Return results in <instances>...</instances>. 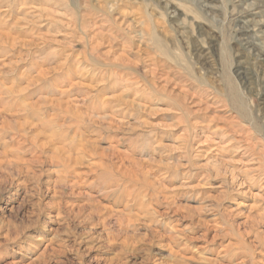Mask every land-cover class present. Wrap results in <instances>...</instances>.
<instances>
[{
    "label": "rangeland",
    "instance_id": "rangeland-1",
    "mask_svg": "<svg viewBox=\"0 0 264 264\" xmlns=\"http://www.w3.org/2000/svg\"><path fill=\"white\" fill-rule=\"evenodd\" d=\"M0 29V264H264V0H0Z\"/></svg>",
    "mask_w": 264,
    "mask_h": 264
},
{
    "label": "bare ground",
    "instance_id": "bare-ground-1",
    "mask_svg": "<svg viewBox=\"0 0 264 264\" xmlns=\"http://www.w3.org/2000/svg\"><path fill=\"white\" fill-rule=\"evenodd\" d=\"M1 26H2V25H1ZM2 27H4V26H2ZM5 29H6V28H5ZM6 31H7V30H6ZM0 37H5V39L8 40V42L11 43V47H13V48H15V46L19 45V44L16 42V39L19 40L18 37L15 38L13 35H11V33H10V34L7 33V32L5 33V32L2 31L1 29H0ZM2 39H4V38H2ZM25 40H26V39H25ZM22 41H23V40H22ZM3 42H4V41H3ZM22 44H23L25 47H30V45H32V44H30V43L28 42V40H27V42H26V41H23V42L21 43V45H22ZM23 45H22V46H23ZM38 46H39V45H38ZM34 49H35V48H34ZM28 58H29V57H28ZM4 67H5V66H4ZM5 68H6V67H5ZM3 71H4V70H3ZM71 71H72V70H71ZM76 71H79V70H76ZM76 71H75V72H76ZM47 74H48V73H47ZM75 75H76V74H75ZM39 77H40V78H44V76H39ZM71 77H72V76H71ZM78 77H79V76H78ZM37 78H38V77H37ZM77 79H78V78H77ZM30 80H31V79H30ZM33 80H36V79H33ZM67 81H68V79H67ZM69 81H70V80H69ZM38 82H39V80H38ZM36 83H37V82H36ZM59 83H60V82H59ZM62 83H63V82H62ZM62 83H60L61 86H62ZM64 83H65V82H64ZM64 83H63V85H64ZM68 83H69V82H68ZM70 83H71V82H70ZM80 83H81V82H80ZM28 85H29V83H28ZM56 85H58V83H57ZM67 85H68V84H66V87H67ZM79 85H80V84H79ZM29 86H30V85H29ZM70 86H71V85H70ZM77 86H78V85H77ZM80 86H81V85H80ZM68 87H69V86H68ZM71 87H72V86H71ZM73 87H74V86H73ZM83 87H84V86H83ZM86 87H87V86H86ZM69 88H70V87H69ZM79 89L82 90V88H79ZM89 89H90V88H89ZM102 89H103V88H102ZM24 90H25V89H24ZM59 90H60V89H59ZM74 90H75V89H73V91H74ZM81 90H80V92H81ZM83 90H84V89H83ZM83 90H82V91H83ZM11 91H12V90H11ZM11 91H10V92H11ZM26 91H27V90H26ZM26 91H25V92H26ZM61 91H63V90H61ZM65 91H66V89H65ZM65 91H64V92H65ZM86 91H87V90H86ZM0 92H1V91H0ZM16 92H18V91H16ZM23 92H24V91H23ZM25 92H24V93H25ZM57 92H58V90H57ZM64 92H63V95H64ZM83 92H84V91H83ZM7 93H8V92H7ZM7 93H5V94H7ZM12 93H13V92H12ZM12 93H11V94L8 93L9 96H11ZM19 93H20V90H19ZM55 93H56V92H55ZM66 93H67V91H66ZM68 93H69V92H68ZM2 94H3V92L1 93V96H2ZM15 94H16V93H15ZM20 94H21V93H20ZM70 94H71V93H70ZM88 94H89V91H88ZM88 94H87V95H88ZM18 95H19V94H18ZM21 95H22V94H21ZM58 95H59V94H58ZM58 95H57V97H58ZM73 95H74V94H73ZM73 95H72V96H73ZM3 96H4V95H3ZM9 96H6V97L9 98ZM26 96H27V95H26ZM30 96H31V95H30ZM59 96H60V95H59ZM75 96H76V95H75ZM116 96H120V95H116ZM116 96H115V97H116ZM11 97H12V96H11ZM18 97H19V96H18ZM27 97H28V96H27ZM27 97H26V98H27ZM63 97H64V96H63ZM68 97H69V94H68L67 98H68ZM124 97H125V96H124ZM124 97H123V99H124ZM24 98H25V97H24ZM26 98H25V99H26ZM29 98H31V97H29ZM39 98H40V97H39ZM106 98H107V97H106ZM5 99H6V98H5ZM12 99H13V98H12ZM17 99H18V98H17ZM25 99H24V100H25ZM51 99H52V98H49V100H51ZM59 99H60V97H59ZM114 99H115V98H114ZM114 99H113V100H114ZM117 99H118V98H117ZM28 100H29V99H28ZM31 100H32V99H31ZM61 100H62V102H63V99H61ZM69 100H70V98H69ZM73 100H74V99H73ZM115 100H116V99H115ZM120 100H121V99H120ZM147 100H148V99H147ZM4 101H5V100H4ZM29 101H30V100H29ZM45 101H46V98H45ZM51 101H52L53 105L56 103V106L60 109V110H58V111H61L62 108H64V107L66 108V106H67V105H66V106H63L64 102L61 103L59 100H51ZM110 101H111V100H109V102H110ZM124 101H127V100L124 99ZM22 102H24V101H22ZM49 102H50V101H49ZM74 102H75V101H74ZM103 102H104V101H103ZM105 102H107V101H105ZM25 103H28V104H29V102H25ZM35 103H36V102H35ZM71 103H72V102H71ZM71 103H70V104H71ZM101 103H102V101H101ZM101 103H99V104H101ZM112 103H113V102H112ZM117 103H118V102H116V104H117ZM125 103H126V102H125ZM13 104H14V103H13ZM30 104H31V103H30ZM40 104H41V103H40ZM49 104H50V103H49ZM65 104H66V103H65ZM99 104H98V106H99ZM102 104H103L102 106H104V103H102ZM105 104H106V103H105ZM120 104H121V103H120ZM128 104H129V103H128ZM1 105H2V103H1ZM23 105H24V104H23ZM25 105H26V104H25ZM25 105H24V106H25ZM38 105H39V102L37 103V107H38ZM45 105H46V104H45ZM72 105H73V104H72ZM108 105H109V104H108ZM122 105H123V103H122ZM7 106H8V105H7ZM14 106H15V104H14ZM20 106H21V105H20ZM30 106H31V105H30ZM46 106H47V105H46ZM48 106H49V105H48ZM48 106H47V107H48ZM56 106H55V108H56ZM106 106H107V104H106ZM5 107H6V106H5ZM21 107H22V106H21ZM31 107H32V106H31ZM110 107H111V106H110ZM110 107H109V108H110ZM127 107H129V106H127ZM26 108H27V107H26ZM48 108H49V107H48ZM53 108H54V107H53ZM73 108H74V107H73ZM73 108H72V110H73V112H74V109H75V108H74V109H73ZM103 108H104V107H103ZM107 108H108V107H107ZM111 108H114V107H111ZM119 108H120V107H119ZM121 108H122V107H121ZM12 109H15V108L12 107ZM33 109H34V108H33ZM67 109H68V108H66L65 110H67ZM70 109H71V108H70ZM92 109H95V108H92ZM105 109H106V107H105ZM105 109H104V110H105ZM124 109H125V108H124ZM24 110H26V109H24ZM31 110H32V108H31ZM38 110H39V109L37 108V111H38ZM50 110H51V109H50ZM56 110H57V109H56ZM62 110H64V109H62ZM114 110H115V109H114ZM15 111H16V110H15ZM18 111H19V110H18ZM47 111H49V109H48ZM47 111H46V113H47ZM52 111H53V110H52ZM124 111H125V110H124ZM11 112H12V111H11ZM23 112H24V111H23ZM29 112H30V111H29ZM33 112H34V111H33ZM35 112H36V111H35ZM41 112L43 113L44 111L41 110ZM49 112H50V111H49ZM49 112H48V113H49ZM68 112H70V111H68ZM71 112H72V111H71ZM76 112H77V111H76ZM93 112H95V111L93 110ZM96 112H99V111L96 110ZM118 112H119V110H118ZM31 113H32V112H31ZM37 113H38V112H37ZM39 113H40V111H39ZM52 113H53V112H52ZM60 113H64V114H65V112H60ZM80 113H81V112H80ZM3 114H4L3 111L0 110V122L3 120V121H2V124H3V125H6V124H8V121H7V119L4 118ZM8 114H9V113H8ZM11 114H12V113H11ZM33 114H34L33 116L31 115L32 120L37 119V120H39V121L42 122V120L39 119L40 117L36 116L35 113H33ZM55 114H57V113L55 112ZM67 114H68V113H67ZM67 114H66V115H67ZM92 114H93V113H92ZM95 114H96V113H95ZM41 115H44V114H41ZM52 115H54V114H52ZM52 115H51V116H52ZM66 115H65V116H66ZM74 115H75V113H74ZM81 115H82V114H81ZM97 115H98V114H97ZM97 115H96V116H97ZM124 115H125V114H124ZM17 116H18V115H17ZM46 116H47V118H48L49 115L46 114ZM69 116H70V114H69ZM72 116H73V115L70 116L71 119L76 117V116H75V117H72ZM77 116H78V118L80 117V115H77ZM90 116H91V115H89V117H90ZM92 116H94V115H92ZM102 116H103V114H102ZM122 116H123V115H122ZM125 116H126V115H125ZM125 116H124V117H125ZM43 117H44V116H43ZM43 117H42V118H43ZM56 117L59 118L60 116H58V115L55 116V115H54V117H50V118H51V119L53 118V120H54ZM81 117H83V116H81ZM105 117H106V116H105ZM105 117H104V118H105ZM109 117H111V116H109ZM112 117H114V116H112ZM126 117H127V116H126ZM15 118H16V117H15ZM18 118H19V117H18ZM20 118H21V117H20ZM22 118H23V117H22ZM58 118H57V119H58ZM65 118H66V117H65ZM65 118H64V119H65ZM99 118H100V117H99ZM84 119H85V117H84ZM95 119H96V117H95ZM12 120H13V118H12ZM22 120H24V118H23ZM47 120H49V119H47ZM60 120H61V119H60ZM72 120H73V119H72ZM72 120H71V121H72ZM75 120H76V118L74 119V121H75ZM88 120H89V118H88ZM91 120H93V118H92ZM91 120H90V121H91ZM100 120L102 121V117L100 118ZM103 120L106 121L105 119H103ZM107 120H108V119H107ZM109 120H110V118H109ZM10 121H11V119H10ZM16 121H18V120L15 119V123H16ZM27 121H28V119H27ZM30 121H31V120H30ZM43 121L46 122L45 120H43ZM61 121H62V120H61ZM64 121H65V120H64ZM79 121H80L79 119L76 120L77 124L79 123ZM96 121H97V119H96ZM113 121H115V119H113ZM11 122H12V121H11ZM19 122H20V120H19L17 123H19ZM21 122H22V121H21ZM54 122H55V121H54ZM54 122H52L51 120H49V122L47 121V122L45 123V125H47V127H48V124H50V123H54ZM83 122H84V121L82 120V123L80 122V124L83 125ZM86 122H87V121H86ZM107 122H108V121H107ZM13 123H14V121H13ZM17 123H16V125H19V124H20V123H19V124H17ZM38 123H39V122H38ZM38 123H37V124H38ZM55 123H56V122H55ZM55 123H54V124H55ZM74 123H75V122H74ZM74 123H73L72 125H74ZM90 123H92V121H91ZM90 123L88 122L87 125H89ZM108 123H109V122H108ZM0 124H1V123H0ZM29 124H30V123H29ZM54 124H53V126H54ZM75 124H76V123H75ZM93 124H94V123H93ZM97 124H98V123H97ZM110 124H111V123H109V126H110ZM16 125H14V126H16ZM31 125H33V124H31ZM31 125H30V130H31ZM43 125H44V124H42V126H43ZM51 125H52V124H51ZM51 125H50V126H51ZM57 125H58V124H57ZM61 125H62V124H61ZM61 125H60V126H61ZM64 125H65V124H64ZM78 125H79V124H78ZM78 125H77V126H78ZM87 125H85V127H87ZM91 125H92V124H91ZM9 126L12 127L11 124H9ZM9 126H8V127H9ZM21 126H22V125H21ZM36 126H37V125H36ZM42 126H41V128H42ZM58 126H59V125H58ZM60 126H59V127H60ZM62 126H63V125H62ZM62 126H61V128H62ZM74 126H75V125H74ZM104 126H105V125H104ZM112 126H113V124H112ZM114 126H115V125H114ZM11 127H9V128L12 129L13 127H12V128H11ZM19 127H20V126H19ZM19 127H18V128H19ZM24 127H25V123H24ZM43 127H44V126H43ZM47 127H46V128H47ZM51 127H52V126H51ZM51 127H50V129H51ZM69 127H70V126H69ZM75 127H76V126H75ZM78 127H80V126H78ZM83 127H84V126H83ZM83 127H82V129H83ZM88 127H89V126H88ZM88 127H87V129H90V128H88ZM90 127H91V126H90ZM92 127H93V126H92ZM107 127H108V126H107ZM116 127H117V126H116ZM15 128H16V127H15ZM20 128H21V127H20ZM33 128H34V127H32V129H33ZM39 128H40V126H39ZM39 128H38V129H39ZM72 128H73V126H72ZM94 128H95V127H94ZM104 128H105V127H104ZM119 128H120V127H117V129H119ZM1 129H2V128H1ZM59 129H60V128H59ZM65 129H66V128H65ZM69 129H70V128H69ZM84 129H85V128H84ZM84 129H83V130H84ZM108 129H109V128H108ZM25 130H27V129H24V132H26ZM36 130H37V129H36ZM52 130H53V128H52ZM57 130H58V129H57ZM63 130H64V129H63ZM71 130H72V129H71ZM71 130H70V132H71ZM75 130H76V129H75ZM4 131H5V130H4ZM21 131H22V130H21ZM31 131H32V130H31ZM43 131H44V130H43ZM53 131H54V130H53ZM58 131H59V130H58ZM60 131H61V129H60ZM60 131H59V132H60ZM93 131H94V130H93ZM24 132H23V133H24ZM33 132H35V131H33ZM63 132H64V131H63ZM75 132H76V131H75ZM79 132H80V134H81V129H80ZM86 132H88V130H86ZM91 132H92V131H91ZM91 132H89V133H91ZM14 133H15V132H14ZM20 133H22V132H20ZM23 133H22V134H23ZM35 133H36V132H35ZM38 133H39V132H37L36 135H38ZM42 133H44V132H42ZM42 133H39V135L42 134ZM53 133H54V132H53ZM53 133H52V134H53ZM56 133H57V132H56ZM60 133L62 134V132H60ZM52 134H50V135H52ZM63 134H64V133H63ZM72 134H73V133H72ZM75 134H76V133H75ZM77 134H78V133H77ZM83 134H84V132H83ZM1 135H2V132H0V136H1ZM14 135H15V134H14ZM25 135H26V134H25ZM39 135H38V136H39ZM43 135H44V134H43ZM43 135H41V136H43ZM48 135H49V134H48ZM50 135L47 136V138H44V139H48V138L51 139L52 136L50 137ZM54 135H55V134H54ZM56 135H57V134H56ZM56 135H55V137H56ZM66 135H69L68 132L66 133ZM21 136H23V135H21ZM44 136H45V135H44ZM72 136H73V135H72ZM77 136H78V135H76V137H77ZM84 136H85V138H86V135H85V134H84ZM87 136H88V135H87ZM6 137H7V136H6ZM25 137H26V136H25ZM34 137H35V139H37L36 136H34ZM62 137H63V135H62ZM66 137H67V136H66ZM68 137H69V136H68ZM70 137H71V135H70ZM74 137H75V136H74ZM79 137H81V135H80ZM26 138H27V137H26ZM41 138H42V137H41ZM41 138H40V139H41ZM53 138H54V136H53ZM59 138H60V137H59ZM59 138H58V139H59ZM63 138H64V137H63ZM61 139H62V138H61ZM75 139H76V138H75ZM75 139H73V140H75ZM79 139H80V138H79ZM0 140H1V138H0ZM42 140H43V139H42ZM48 140H49V139H48ZM71 140H72V138H71ZM71 140H69V141L71 142ZM85 140H87V138H86ZM88 140H89V139H88ZM26 141H27V140H26ZM30 141H31V140H30ZM34 141H35V140H34ZM37 141H38V139H37ZM37 141H36V143H37ZM56 141H57V140H55L54 143H56ZM60 141H61V140H60ZM81 141H82V140H80V143H81ZM207 141H208V140H207ZM44 142H45V141H43V143H44ZM205 142H206V141H205ZM33 143H35V142H33ZM33 143H32V144H33ZM36 143H35V144H36ZM39 143H41V141H39ZM46 143H47V141L45 142V144H46ZM49 143H50V142H49ZM59 143H60V142H59ZM63 143H64V142H63ZM72 143H73V141H72ZM74 143H75V142H74ZM74 143H73V144H74ZM16 144H17V142H16ZM18 144H19V143H18ZM18 144H17V145H18ZM35 144H34V146H35ZM45 144H44V146H45ZM51 144H52V143H51ZM73 144H72V145H73ZM82 144H83V143H82ZM82 144H81V145H82ZM91 144H92V143H91ZM17 145H16V146H17ZM48 145H49V144H48ZM56 145H57V144H56ZM69 145H70V144H69ZM69 145H67V147H68ZM79 145H80V144H79ZM14 146H15V145H14ZM23 146H24V145H23ZM32 146H33V145H32ZM59 146H60V144H59ZM62 146H63V145H62ZM73 146H74V145H73ZM73 146H71V147H73ZM95 146L97 147V145H95ZM1 147H4V146L1 145ZM48 147H52V146L49 145ZM54 147H56V146H54ZM63 147H65V146H63ZM63 147L61 148V146H60V147L55 151V154H56V152H57V153L60 152V155H61V153H62V155H64V157H65V160L68 159V160H69L68 162L71 163V162H72V159L74 158V156H76V155L79 153V150H78V148H77V149H73V152H72V153H68V151H66V149L63 148ZM79 147H80V146H79ZM82 147L84 148V146H82ZM85 147H86V146H85ZM96 147H95V150L97 149ZM14 148H15V147H14ZM20 148H21V147H20ZM35 148H36V147H35ZM40 148H43V146H40ZM80 148H81V147H80ZM80 148H79V149H80ZM86 148H87V147H86ZM18 149H19V148H18ZM45 149H47L46 146H45ZM69 149H71V148H69ZM69 149H68V150H69ZM13 150H14V149H13ZM22 150H23V149H22ZM52 150H53V149H52ZM37 151H38V150H37ZM48 151H49V148H48ZM50 151H51V149H50ZM84 151H85V149L83 150V153H84ZM96 151H97V150H96ZM99 151H100V149L98 150V152H99ZM101 151H102V150H101ZM123 151H124V150H123ZM40 152H41V151H40ZM53 152H54V151H53ZM70 152H71V151H70ZM5 153H6V152H5ZM5 153H4V154H5ZM25 153H26V152H25ZM41 153H42V152H41ZM49 153H50V152H49ZM83 153H82V154H83ZM85 153H86V152H85ZM87 153H88V152H87ZM87 153H86V154H87ZM102 153H103V152H102ZM204 153H206V152H204ZM0 154H1V153H0ZM47 154H48V153H47ZM51 154H52V153H51ZM51 154H50V156H51ZM53 154H54V153H53ZM73 154H75V155L73 156ZM79 154H80V153H79ZM62 155H61V156H62ZM101 155H103V154H101ZM104 155H105V154H104ZM50 156H49V157H50ZM78 156H79V155H77V157H78ZM8 157H9V156H8ZM17 158H18V157H17ZM50 158H51V157H50ZM52 158H54V162H55V160H56L55 158H56V157H55V156H52ZM59 158H60V157H59ZM14 160H15V159H14ZM18 160L20 161L19 158H18ZM57 160H58V159H57ZM57 160H56V162H57ZM118 160H119V159H118ZM194 160H195V159H194ZM16 161H17V160H16ZM19 161H18V162H19ZM80 161H81V160H80ZM82 161H83V160H82ZM12 162H13V161H12ZM12 162L10 161L9 163H12ZM18 162H17V163H18ZM20 162H22L21 164H23V163H24V160H23V161H20ZM68 162H67V164H68ZM73 162H74V160H73ZM75 162H76V161H75ZM75 162H74V165H75ZM215 162H216V161H215ZM223 162H224V161H223ZM225 162H226V161H225ZM240 162H241V161H240ZM13 163L15 164V162H13ZM17 163H16V164H17ZM35 163H37V162H35ZM77 163L80 164V163H82V162L77 161ZM213 163H214V162H213ZM213 163H212V164H213ZM27 164H28V163H27ZM52 164H53V163H52ZM65 164H66V163H65ZM79 164H78V165H79ZM125 164H126V163H125ZM210 164H211V163H210ZM217 164H218V163H217ZM223 164H224V163H223ZM223 164H222V165H223ZM225 164H226V163H225ZM231 164H232V163H231ZM233 164H234V163H233ZM57 165H58V164H57ZM122 165H124V164H122ZM143 165H144V164H143ZM227 165H228V164H227ZM55 166H56V164H55ZM60 166H61V165H60ZM60 166H59V167H60ZM126 166H127V165H126ZM135 166H136V165H135ZM202 166H203V165H202ZM212 166H213V165H212ZM218 166H219V165H218ZM244 166H245V165H244ZM72 167H73V166H72ZM203 167H204V166H203ZM206 167H207V166H206ZM210 167H211V166H210ZM227 167H228V166H227ZM227 167H226V169H227ZM201 168H202V167H201ZM207 168H208V167H207ZM207 168H205V169H207ZM218 168H219V167H218ZM233 168H234V167H233ZM214 169H215V167H214ZM222 169H224V168H222ZM222 169H221V172H223ZM8 170H10V169H8ZM63 170H64V169H63ZM208 170H209V169H208ZM212 170H213V169H212ZM242 170H243V169H242ZM12 171H13V170H12ZM71 171H72V170H71ZM216 171H217V170H216ZM218 171H219V169H218ZM218 171H217V173H218ZM226 171H227V170H226ZM228 171H229V170H228ZM231 171H234V170L231 169ZM231 171H230V172H231ZM126 172H127V171H126ZM148 172H149V171H148ZM210 172H211V171H210ZM213 172H214V171H213ZM221 172H220V173H221ZM224 172H225V171H224ZM230 172H229V173H230ZM239 172H240V171H239ZM244 172H245V171H244ZM247 172H248V171H247ZM75 173H76V172H75ZM75 173H74V176H75ZM149 173H151V172H149ZM229 173H228V174H229ZM231 173H233V176H232V177H234V173H235V172H231ZM243 174H244V173H243ZM243 174H242V175H243ZM223 175H224V174H223ZM230 175H231V174H230ZM17 176H18V174H17ZM225 176H226V175H225ZM236 176H237V175H236ZM243 176H244V175H243ZM243 176H241V177H243ZM222 177H224V176H222ZM239 177H240V176H239ZM252 177H253V176H252ZM245 179H246V178H245ZM251 179H252V178L249 176V181H251ZM255 179H256V178H255ZM255 179H254V180H255ZM254 180H253V181H254ZM10 181H11V180H10ZM55 181H56V180H55ZM235 181H236V180H235ZM247 181H248V176H247ZM70 182H71V181H70ZM232 182H233V181H232ZM254 182H255V181H254ZM60 183H61V182H60ZM187 183H188V182H187ZM234 183H235V182H234ZM240 183H241V182H240ZM253 184H254V183H253ZM200 185H201V184H200ZM250 185H251V184H250ZM54 186H56V185H54ZM59 186H60V185H59ZM195 186H197V185H195ZM195 186H194V187H195ZM61 187H62V186H61ZM197 187H198V186H197ZM201 187H202V186H201ZM51 188H52V187H51ZM56 188H57V187H56ZM191 188H192V187H191ZM207 188H208V187H207ZM164 189H165V188H164ZM184 189H185V188H184ZM48 190H49V189H48ZM170 191H171V190H170ZM244 194H245V193H244ZM227 196H228V195H227ZM166 198H167V197H166ZM168 198H169V197H168ZM204 198H205V197H204ZM205 199H206V198H205ZM185 208H187V207H185ZM187 209H188V208H187ZM122 212H123V211H122ZM178 213H179V212H178ZM238 213H239V212H238ZM261 214H262V213H261ZM108 215H109V214H108ZM224 216H225V215H224ZM240 216H241V215H240ZM248 216H249V215H248ZM248 216H247V217H248ZM263 216H264V215H263ZM263 216H262V215L260 216V217H261V221H263V220H262ZM250 218H251V217H250ZM250 218H249V219H250ZM254 220H255V219H254ZM257 220H258V219H257ZM251 221H252V218H251ZM251 221H250V222H251ZM246 222H247V221H246ZM250 222H249V223H250ZM256 222H257V221H256ZM253 223H255V222H253ZM261 224H262V223H261ZM259 225H260V223H259ZM126 228H127V227H126ZM131 228H132V227H131ZM259 228H260V227H259ZM177 229H178V228H177ZM174 230H175V228H174ZM181 230H182V229H181ZM259 231H260V230H259ZM159 232H160V231H159ZM159 232H158V234H159ZM160 234H161V233H160ZM165 236H166V235H165ZM217 236H218V235H217ZM217 236H216V237H217ZM161 237H163V236H161ZM213 237H215V236H213ZM157 239H158V238H157ZM258 239L260 240V242H261L262 244H264V238H262L260 235H258ZM207 241H208V240H207ZM156 243H157V242H156ZM158 244H159V243H158ZM169 244H170V243H169ZM170 246H171V245H170ZM172 246H173V245H172ZM171 249H172V248H171ZM221 249H222V248H221ZM224 250H225V249H224ZM169 252H170V251H169ZM175 252H176V250H175ZM251 253H252V252H251ZM253 256H254V255H253ZM183 257H184V256H183ZM247 257H248V256H247ZM246 260H247V259H246ZM246 260H245V262H246ZM194 261H195V260H194ZM197 261H198V260H197ZM211 261H212V260H211ZM242 261H243V259H242ZM210 263H211V262H210ZM165 264H166V263H165ZM168 264H169V263H168ZM214 264H215V263H214ZM251 264H252V263H251ZM254 264H256V263H254Z\"/></svg>",
    "mask_w": 264,
    "mask_h": 264
}]
</instances>
